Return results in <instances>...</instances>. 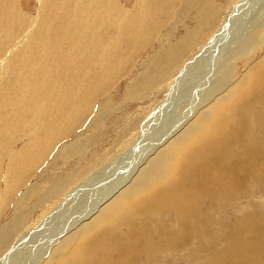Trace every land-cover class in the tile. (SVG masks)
<instances>
[{
	"label": "rangeland",
	"instance_id": "rangeland-1",
	"mask_svg": "<svg viewBox=\"0 0 264 264\" xmlns=\"http://www.w3.org/2000/svg\"><path fill=\"white\" fill-rule=\"evenodd\" d=\"M195 1L158 0L153 4L151 12L148 14L151 20L158 6L168 9V13L165 15L163 10V14L159 16V21L149 31V34H144V31L140 30V35L137 36L136 40L133 36L120 40L119 30L121 28L132 29L128 17L134 19L137 15L136 10L132 9L136 5H138V9L140 6V9L143 8L142 4H136L134 0H0V143L2 144V146L0 144V194L6 198V193L10 192L5 191L6 188L4 186L6 185L7 176L10 177L11 175V178H13L10 183L12 194L19 187L8 201L3 200L0 195V202L2 203L0 204V264H21V262L26 264L32 254V250L29 247L33 248L32 246L38 243L36 241L40 240V236L43 238L41 243H45L40 246L45 247L48 240H50V238H47L49 233L58 232L57 234H59L61 232L62 234L67 232L69 230H67L66 226H69L74 220H77V224H80L81 219L79 218L81 216L95 213L94 209L96 207L94 205L96 201L92 200L98 199L99 194L101 196L106 195L111 190L113 184L124 178L126 173L131 169L130 166L136 165L140 167L143 165L169 139L170 135H175L187 124L191 117L189 110L193 109L192 104L189 102L195 99V94L200 89H203L201 86L205 82L207 83V79L205 80V76L203 75H208L209 78L213 75V81L220 77L224 88H227L240 77L251 62L255 63L256 59L258 60L261 56H264V0H215L216 3L214 0H197L198 2L201 1L199 5ZM204 1L208 2L205 3ZM202 2H204V5ZM67 3L70 4L67 5ZM218 6L220 7L218 8ZM212 7L219 9L216 12L214 11L213 15ZM197 8H199V11L201 10L200 13ZM209 9L210 11H208ZM132 12L135 13L132 14ZM229 12L232 17L231 23L228 25L233 29H226L228 20L225 21L224 19L227 16L226 13ZM195 15L196 18L200 17V19L197 20L195 18V21ZM113 19L114 21H112ZM89 25L91 26L89 27ZM141 25L144 26L146 24L143 23ZM88 28L89 30H87ZM193 28H195V32ZM240 31H243L244 34H241L242 32ZM64 39L66 40L64 41ZM223 41L228 42L225 45L226 47H224ZM82 42L84 43L83 48ZM127 42L135 44V50L130 56L126 54ZM210 43H212V46H210ZM203 45L206 47L209 45V51L206 54L207 58H204L199 51V47ZM170 46L175 48L173 52L174 57L170 59L164 69L158 68L152 73L148 78V82L154 84L158 77L164 75L163 78L150 90H147L145 86L140 89L136 87V93H132L130 98L128 97L129 100L128 98L126 99L124 96L139 81L144 80L146 77L144 73L150 70L151 65H158L160 63L164 58L163 52ZM115 47H117V51L120 49V52L116 55L105 54V60L101 61V53H104L106 49H110L111 51ZM80 49L82 52L79 51ZM60 52L63 57H61ZM155 54L160 58L154 59L156 57ZM127 57L129 59L124 64L123 62ZM152 59L154 60L151 62ZM194 61H198L200 64L192 65L193 71L195 70L194 73L198 76H203L204 81H199L197 75L189 73V71L187 72L186 69L190 64H194ZM72 62L73 65L71 64ZM210 64L213 72H207V69H210ZM110 65H118L115 77H119L116 79L109 71ZM97 70L99 78L87 88L85 97L84 86L82 85H85L87 77L91 75L96 76ZM37 72L41 73L40 76L37 75ZM154 74L157 78L154 77ZM183 74L187 75L186 79L182 77ZM179 79L180 81L177 82L176 80ZM49 83L52 85H49ZM194 83L200 84L199 87ZM171 85L174 87L173 89H171ZM175 87L178 89V95L177 92L173 93ZM197 88L200 89L198 90ZM45 90H49V93L45 92ZM83 97L85 98L81 99ZM88 97L89 100H95L94 107H92L93 109H91L89 115L86 117L84 114H81L73 119H69L71 111L74 110L75 106L80 107L83 104H89ZM100 102H103L105 105H99ZM66 103H69V106H71L70 113L66 112L63 115ZM88 104L83 108H87ZM97 106L99 108L106 107L103 109L108 110L103 112L104 115L102 113L103 117L100 129L96 130V128L94 132H91L90 135L87 134V136L86 133L90 132L84 129L89 124L93 125V121L96 120L95 115L100 114ZM156 107L159 108V112L155 111ZM50 113L59 117L54 125L56 128L54 132L51 130L53 126L48 128ZM149 118L155 119L150 122ZM19 120L21 121L19 122ZM71 121L72 124H70ZM147 121H149L148 124ZM2 128L3 131L1 130ZM260 138L264 139L262 136ZM2 139L6 141L2 142ZM75 144L78 145L77 150L74 151V148L71 150ZM52 147L54 148L51 149ZM239 148L236 147L239 153H241V148ZM2 150L3 152H1ZM30 150L32 152L29 153ZM49 151L51 153L47 156ZM27 155L28 158L26 157ZM25 157L28 160L22 166ZM236 158L234 156L235 160H237ZM32 162L33 164H31ZM11 164L14 165L13 168ZM34 164L35 166H33ZM20 165L22 166V171L21 169L19 170L18 178L15 174H10L11 170H15ZM104 165L105 167L99 173L100 175L97 174L98 170ZM7 173L8 175H6ZM68 173H73L75 177L72 175V179H69ZM95 173L96 175H94ZM238 174H241V170L240 172L239 170L235 172V177H241ZM96 176L97 180L91 179ZM66 177H68L67 183L64 182L62 185L57 183V181L62 182ZM89 177H91V180ZM70 180L71 182H69ZM21 181L24 182L21 183ZM86 182L89 183L82 187V192L80 191L82 194L80 193L79 199L77 197L76 200L70 201V193L77 190L78 187ZM42 183L44 184V188H48L53 183L52 195H47L48 197L46 198L38 197V199H36V196L31 197L29 195L31 188L35 186L43 188ZM236 184L234 182L235 186ZM248 184L250 186V193L246 194V199L244 198L242 201L245 204L246 211L256 217L254 220L248 222H264V179L258 178L254 183L249 181ZM41 196H43V193H41ZM26 199L27 201H25ZM105 203L106 201L101 205ZM233 204L235 207L242 205L239 201H233ZM82 207L85 208L82 209ZM70 208L73 211H70ZM254 213H257V216ZM240 215L237 214V216ZM19 216L21 217L19 218ZM242 216L237 218L238 221H242ZM12 217H17L19 222L10 221ZM72 217H74L73 220ZM224 217H231V213L227 211ZM11 222L20 225L17 229L19 230V234H12V230L15 229L10 226ZM173 224H175L174 221ZM155 225H163V223L160 222ZM183 225L180 224L182 227ZM166 226L173 227L172 224H164V227ZM251 229L246 228V231L250 233ZM232 231L234 230H229V232ZM236 233L234 232V234ZM222 234L225 235L226 232H220L221 238L217 237V240L215 238L216 235H214V240H211V243L216 244L220 239V241L223 240V242L229 245L232 239H229L228 242ZM35 235H37L35 237L36 240L33 238ZM199 235L205 237L203 238V242L206 243L207 237L205 234L199 233ZM57 237L58 235L53 238H56V241L50 247L54 248L56 246V243L60 240ZM208 237L211 236L208 235ZM21 238L23 239L21 240ZM185 244V246H196L201 243L190 241ZM227 245L226 247H228ZM27 248L28 250H25V253L20 251ZM35 248L36 246L33 249ZM11 252L14 257L8 263L5 257H8ZM148 256L145 254L141 258V262L147 263ZM46 257L47 255L43 259L45 260ZM158 258L160 260L159 264H169V262L170 264H204L200 260L190 261L191 263H186L184 260L182 261L184 263L178 262L173 256L167 257L169 260L166 259V261L164 260L165 258ZM43 259L41 262H43ZM114 263L117 264L116 260H114ZM110 264H113L112 260Z\"/></svg>",
	"mask_w": 264,
	"mask_h": 264
},
{
	"label": "bare ground",
	"instance_id": "bare-ground-1",
	"mask_svg": "<svg viewBox=\"0 0 264 264\" xmlns=\"http://www.w3.org/2000/svg\"><path fill=\"white\" fill-rule=\"evenodd\" d=\"M57 1H62V0H57ZM134 1L136 4H139V3H140V5L142 4L143 8L140 9L141 8V6H140L138 9V5H136L134 7V9H132L134 11L136 10V12H137V15L134 19H131L130 17H128V21L130 22L132 29L120 27L122 29V30L121 29L119 30L120 40L126 39L130 36H133V38L136 40L137 36L140 35V33H139L140 30H143L144 34L145 33L149 34V31L151 29H153L154 26L156 25V23L159 21V19H160L159 16L161 14H163L162 13L163 10L165 12V15L168 13L167 12L168 9H165L161 6H158L154 11V13L152 15V20H151L150 15L148 16V14H150L153 4H155V2H157L158 0H142V2H140L141 0H134ZM198 1L196 0L195 2H198ZM189 2H190V0H189ZM200 2H198V5ZM204 2H202L203 5H204ZM207 2H205V3H207ZM214 2H215V0H214ZM74 3H75V1H74ZM52 4H54V3H52ZM68 4H70V3H67V5ZM241 4H243V3H241ZM216 6H217V4H216ZM6 7H7V5H6ZM201 7H202V5H201ZM201 7H199V8H201ZM219 7L220 6H218V8ZM199 8H197V10ZM214 8L215 7H212V9H213L212 15H213L214 11L216 12L217 10H219V9H217V7L215 9ZM186 10H188V9H186ZM200 11L198 10L199 13H200ZM208 11H210V9ZM100 12H102V11H100ZM134 13L132 12V14H134ZM158 13H160V14L158 15ZM199 13H198V15H199ZM226 14H227V16L225 17L224 20L225 21L228 20L227 21V25H228L229 23H231V17L232 16H230V14H231L230 12L226 13ZM200 16L202 18L201 14H200ZM209 16H210V14H209ZM209 16H208V18H209ZM139 18H141V20H139ZM195 18H196V15H195L194 19ZM196 19L199 20L200 17H198ZM196 19H195V21H196ZM112 21H114V19ZM143 23H145L146 25L142 26L141 24H143ZM227 25H226V29L231 28V26H229L230 24L228 26ZM90 26L91 25H89V27ZM74 27H75V25H74ZM91 28H94V27H91ZM94 29H92V30H94ZM193 29H194L193 31L195 32L196 31L195 28H193ZM231 29H233V28H231ZM87 30H89V28ZM213 30H214V28H213ZM240 32H242L241 34H244L243 31H240ZM143 33L141 32V34H143ZM215 35H217V34H215ZM222 36H224V35H222ZM262 38H263V36H262ZM65 40L66 39H64V41ZM120 40H118V41H120ZM227 41H225V42L223 41L224 47H226L225 45L228 44ZM67 42H69V41H67ZM70 43H69V45H70ZM80 44H81V42H80ZM210 44H211L210 46H212V43H210ZM71 45H72V43H71ZM78 45H79V43H78ZM119 45H120V43H119ZM208 46L209 45H207V47L203 45L202 47H199L200 54H202V56L204 58L206 57V54L209 51ZM83 47H84V43H83L82 48ZM112 47H114V46H112ZM99 48H100V46H99ZM206 48H207V50H206ZM81 49L79 51H81ZM97 49H98V46H97ZM55 50H57V49H55ZM113 50H114V52L111 53V51H113ZM113 50L110 51V49H106L104 51V53H101L102 54V56L100 58L101 61L105 60V54L116 55L117 53L120 52V49H118V51H117V47H115ZM134 50H135V44L132 42H127L126 54L128 56H130L134 52ZM48 51H49V49H48ZM174 51H175V48L172 46L167 48V50L163 52L164 58L160 61V63L158 65H151L150 70L147 73L144 71L145 72L144 74L146 76L144 78V80L139 81L138 83L135 82V83H137V85L134 88H132L129 91V93L124 97L127 99L128 97L130 98L132 93H136V87H137V89H140V88L145 86V88L147 90L152 89L163 78L164 75H161L160 77L157 78V76L154 74V77L157 78V80L155 81L154 84H152V82H148L149 76L152 73H154L158 68L164 69V67L170 61V59H172L174 57L173 56ZM212 51L214 52V50H212ZM179 53H181V52H179ZM12 54H14V53H12ZM66 55H67V53H66ZM157 55H158V52H157ZM157 55L155 54L156 57H154V59L160 58L159 56L157 57ZM68 56H70V55H68ZM55 57H57V56H55ZM61 57H63L62 53H61ZM72 57H73V55H72ZM203 57H202V59H203ZM59 59H61V58H59ZM128 59L129 58L127 57L123 63L126 64ZM154 59H152L151 62ZM53 60H54V58H53ZM54 62H56V61H54ZM57 62H59V61L57 60ZM24 63H25V61H24ZM74 63H75V61H74ZM17 64H18V62H17ZM71 64L73 65V62ZM198 64H200V63H198V61H196L194 64H190L189 67L186 69L187 72L189 71V73H193L194 75H197L196 73H194L195 70L193 71L192 65H198ZM84 69H86V68H84ZM52 70H54V69H52ZM117 70H118V65H110L109 66V71L112 73L113 77H115ZM73 71H74V69H73ZM209 71L213 72L211 64H210V69H207V72H209ZM42 73H44V72H42ZM16 74H17V72H16ZM40 74L41 73H38L37 75L40 76ZM87 74H89V73H87ZM184 74L182 75V77L184 79H186L187 75L185 76ZM5 75L7 76V74H5ZM23 76H25V75L23 74ZM44 76H45V74H44ZM96 76H92V75L89 77L86 76L87 78H86V82L84 83L85 85H82V86H84V92H85L84 96L87 94V88L90 87L94 83V81L99 78L98 70H97ZM203 76H205L204 77L205 80L207 79V83L205 82L202 85L203 87L201 86V88H203V89L197 88L198 90L200 89L199 92H197V93L195 92L196 93V94L194 93L195 99H193V101L189 102L190 104H192L194 110L193 109L189 110L191 117H190L189 121L187 122V124L175 135L172 136L169 134L172 137L167 136L169 139L143 165H141L140 167H137L136 165L130 166V164H129L131 169L126 173V175L124 176L123 179H120L116 184H113L111 190H109L106 195L101 196L99 194L98 199L92 200V201H96L95 205H94L96 207L94 209L95 213L92 211L93 214L91 213L90 215L88 214L85 216H81L79 218V219H81L80 224H77V222H78L77 220H74L72 223L70 222L71 224L69 226H66L68 228L67 230H69L67 232H64L62 234H61V232L59 234H57L58 232L57 233H54V232L49 233L47 238L48 239L50 238V240L47 239L48 243H46L47 245H45V247L40 246L41 244L44 243V242L41 243L43 238H41V236H40V240L37 239L38 241H36L38 243L34 244V246H36V248L33 249L34 246H32L33 248H31V246L29 247V249L32 250V254L30 255L29 260H27L26 264H39L41 262V260L44 258V256H46V255H47V257L45 258V260L43 259V262H41L40 264H110L111 260L113 261V264H116V263H114V260H116L117 264H144L141 262L142 261L141 258L145 254H147V256L149 255L147 257L148 259L146 258L148 261H147V263L145 262V264H155V263L159 264L160 260L158 257H162V259L165 258L164 260L166 261L167 257H170V256H173L174 258H176L175 260H177L178 262L179 261L182 262L184 260V262H186V263H188V262L191 263L190 261L200 260V261H203L204 264H264V222H250L249 223L248 221H252L256 217L254 215H252L251 213H248L246 211V207H244L245 204H243L244 202L242 201L244 198L246 199V194L250 193V186L248 184L249 181L254 183V181H257L258 178H260L262 180L264 179V173H263L264 172V139L262 140L260 138V136H262L264 138V56H261L258 60L256 59L255 63L251 62L249 64V66H247L245 68V70L240 75V77L227 88H224V84H223L222 79L220 77L216 78V80L213 81V75L210 78L208 77V75H203ZM203 76L197 75V79H199V81H204ZM117 77H119V76H116L115 79ZM189 77H191V76H189ZM35 79H36V77H35ZM40 79H41V77H40ZM40 79H39V81H40ZM74 79H75V77H74ZM146 79H147V81H146ZM71 81H72V78H71ZM176 81L179 82L180 79L176 80ZM69 82H70V80H69ZM50 83H52V82H50ZM50 83H49V85H52ZM37 84H38V82H37ZM195 85H197V84H195ZM199 85H197V86L199 87ZM74 86H75V84H74ZM56 88H57V86H56ZM173 88L174 87H172V85H171V89H173ZM46 91L48 92L49 90H45V92ZM177 91H178V89L175 87V90L173 93H175ZM73 92H74V90H73ZM14 94H15V92H14ZM42 94H44V93H42ZM178 94H179V92H177V95ZM82 95H83V93H82ZM26 96H28V95H26ZM49 96H51V95H49ZM85 97H83L81 99H84ZM198 97H199V99H198ZM1 98H2V95H1ZM44 98H46V96H44ZM129 98H128V100H129ZM52 100H53V98H52ZM123 100L125 101V99H123ZM12 101H13V99H12ZM88 101H89V104L85 102L86 104H88L87 108H83L84 106H87L86 104L84 105L83 103H82L83 105L80 107L75 106L74 110L71 111L69 119H73L76 116L81 115V114H84L87 117L89 115L91 109H93L92 107H94L93 105H94L95 100H89V97H88ZM29 102H30V100H29ZM121 102H123V101H121ZM100 104H104V103L100 102L99 105ZM26 106H28V105H26ZM157 107H156L155 111L159 112L158 111L159 108H157ZM70 108H71V106H69V103H66V106H64L63 115L66 112L70 113ZM98 108L99 107L97 106V109ZM103 108L105 109L106 107H103ZM103 108L98 109V112H100V114L95 115L96 120L93 121L94 122V123H92L93 125L89 124L84 129V130H87L90 132V133H86V135L87 134L90 135L91 132H94V130L96 128H97L96 130L100 129V127L102 125V123H101L102 117L104 115L103 112L108 110V109L104 110ZM11 109H13V108H11ZM97 109H96V112H97ZM81 111H82V113H81ZM102 113H103V115H102ZM8 114H9V112H8ZM6 115H7V112H6ZM3 117H5V116H3ZM58 119H59V117L57 115H53L50 113V124H49L48 128L53 126L52 127L53 129H51L52 132H54L56 130L54 125L58 121ZM154 119L149 118V121L150 122L154 121ZM8 120H9V118H8ZM103 120H104V118H103ZM4 121H5V119H4ZM20 121L21 120H19V122ZM149 121H147V124L149 123ZM2 122H3V120H2ZM15 124H14V126H15ZM70 124H72V121L70 122ZM160 124H161V122H160ZM12 127H13V125H12ZM258 127H259V129H258ZM4 128H6V127H4ZM1 130L3 131V128ZM1 136H3V135H1ZM5 139H2L3 141L2 140L1 141L4 142V141H6ZM153 143H152V145H153ZM1 146H2V144H1ZM7 146H9V145H7ZM54 147H52L51 149H53ZM149 147H148V149H149ZM236 147L241 148V150H240L241 153H239V150H237ZM73 148L75 149L74 151H76L78 148V145L75 144L71 148V150ZM151 148H153V147H151ZM11 149H13V148H11ZM31 150H33V149H31ZM31 150L29 151V153L32 152ZM51 151L48 152L47 156L51 153ZM1 152H3V150ZM5 153H6V151H5ZM67 153H69V152H67ZM237 153H239V154L237 155ZM28 155L26 156L27 158H28ZM22 156L24 157V155H22ZM234 156L237 157L236 158L237 160L234 159ZM13 157H14V155H13ZM15 157H16V155H15ZM26 157L23 159L22 166L24 165V162L28 160ZM20 158H21V156H20ZM62 158H65V157H62ZM137 162H138V160H137ZM12 163H13V161H12ZM133 163H135V162H133ZM31 164H33V162ZM11 166L13 168L14 165L11 164ZM22 166L20 165L17 168H15V170H11L12 172L9 171L10 174L11 173L13 175L15 174L18 178V176H19L18 172L22 168ZM33 166H35V164ZM104 167H105V165L102 166L101 169L98 170L97 174L101 173ZM238 170H239V172L241 170V174H240L241 177H238V176L235 177L237 175V174L235 175V172ZM21 171H22V169H21ZM6 175H8V173ZM72 175L74 176L73 173H70L68 175L69 179H72ZM94 175H96V173ZM97 176L92 177V178L89 177V179L91 178V179L97 180L98 179ZM66 178L62 182L57 181V183L60 185H62L64 182L67 183L68 177H66ZM120 178H122V177H120ZM4 180H6V179H4ZM12 180H13V178H11V175H10V177L7 176V180L5 181L6 185H4V186L6 188L5 191H8V192L10 191V192L6 193L7 194L6 198H5V196L3 197L0 194L2 196L3 200L8 201V199L10 197H12L14 192L17 191V188H19V187H17L16 190H14V192L12 194V189L10 187V185H11L10 183ZM23 182L21 181V183H23ZM69 182H71V180ZM234 182L237 183L236 186L234 185ZM88 183L86 182L85 184L81 185L80 187L77 186L78 187L77 190H74L70 193V201L76 200L77 197L79 199V196H81V194H82L81 193L82 187H84ZM52 190H53V183H51L48 188H44V184H43V188H39V187L37 188V186H35L34 188H31V190L29 191V195L31 197L36 196V199H38V197H45L46 198V197H48L47 195H49V196L52 195ZM38 191L40 192L39 194H38ZM41 193H43V196H41ZM25 201H27V199ZM105 201H106V203L101 205ZM233 201H239L243 206L240 205L238 207H235V205L233 204ZM0 204H2V203L0 202ZM25 204H27V203H25ZM25 204H23V205H25ZM74 204H75V202H74ZM78 204H80V203L78 202ZM75 205L77 206V204H75ZM75 205H74V207H75ZM100 205H101V207H99ZM74 207H72V208H74ZM84 208L85 207H82V209H84ZM86 208H88V207H86ZM71 210L72 209L70 208V211ZM227 211L231 213V217H224V214ZM17 213H15V214H17ZM237 214H241L240 216L243 215L241 217L242 221H240V220H239L240 222L238 221L237 218L240 216H237ZM254 214L257 216V213H254ZM14 217H12V220H10V221H15V222L18 221L17 217L16 218H14ZM20 217L21 216H19V218ZM22 217H24V216H22ZM73 218L74 217H72V220H73ZM59 221H60V219H59ZM173 221L175 222V224H173ZM15 222H13V223L11 222V225H10L11 227H13V229H15V230H12V234L18 233V231H19L17 229L20 227V225L17 224L18 225L17 226L16 225L17 222L16 223ZM158 222L159 223L162 222L163 225H155L156 223L159 224ZM164 224H172L173 227H167V226L164 227ZM180 224H184L183 227L180 226ZM56 227H57V225H56ZM56 227H54V228H56ZM246 228H252L250 230V233H249V231H246ZM230 229L234 230V231L229 232ZM70 230H73V231H70ZM224 231L226 232V234L228 232L229 233L227 234V236H226V234L225 235L222 234V235H224L223 237H225L227 241L229 239H232V241L230 242L229 245H227V243L223 242V240L220 241V239H219V242L216 244L211 243V240L212 241L214 240V235H216L215 238L217 240V237L221 236L220 232L222 233ZM234 232H237V233L234 234ZM199 233L205 234V236L207 237L206 243L203 242V238H205V237L199 235ZM9 234H10V232H9ZM57 235H58V237H57L58 240H59V238H60V240L56 243V246L54 248H52V246L50 247V245L55 244L56 238L55 239H53V238ZM208 235L211 237H208ZM15 236H16V234H15ZM36 236L37 235H35L33 238L35 239ZM5 237H6V235H5ZM22 237H24V236H22ZM22 239L23 238H21V240ZM31 239H28V240H31ZM45 240H46V238H45ZM190 241H198L201 244L196 245V246H185L186 245L185 243L190 242ZM48 244H49V246H48ZM226 245L228 247H226ZM25 250H28V248L22 249L20 251H22V253H25ZM156 251H158V252L154 253ZM12 252H14V251H12ZM12 252L9 255L12 257H9V256L5 257V260L8 263H9V260H11L14 257ZM195 256H197V257L195 258ZM167 260H169V258ZM173 262H175V261H173ZM184 262H182V263H184ZM3 263H5V262L3 261ZM161 263H163V262L161 261ZM17 264H19V263H17ZM21 264H25V263L21 262ZM169 264H170V262H169ZM174 264H176V263H174Z\"/></svg>",
	"mask_w": 264,
	"mask_h": 264
}]
</instances>
